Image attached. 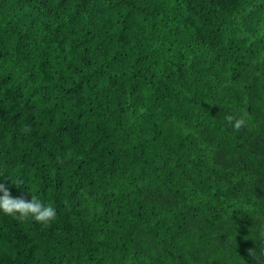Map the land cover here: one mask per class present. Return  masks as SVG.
<instances>
[{"label": "trees", "instance_id": "obj_1", "mask_svg": "<svg viewBox=\"0 0 264 264\" xmlns=\"http://www.w3.org/2000/svg\"><path fill=\"white\" fill-rule=\"evenodd\" d=\"M5 181L0 264H264V0H0Z\"/></svg>", "mask_w": 264, "mask_h": 264}, {"label": "clouds", "instance_id": "obj_2", "mask_svg": "<svg viewBox=\"0 0 264 264\" xmlns=\"http://www.w3.org/2000/svg\"><path fill=\"white\" fill-rule=\"evenodd\" d=\"M224 121L227 127L235 132L241 131L247 126L248 118L246 113L227 114L224 116ZM30 129L26 126L23 131L27 132ZM13 183V182H12ZM15 184V183H13ZM17 186V184H15ZM0 211L5 215L13 216L17 220H26L31 217L41 224H49L56 218V209L52 204H45L38 199L36 195L30 193L28 195L13 196L10 187L6 185V181L0 183Z\"/></svg>", "mask_w": 264, "mask_h": 264}]
</instances>
